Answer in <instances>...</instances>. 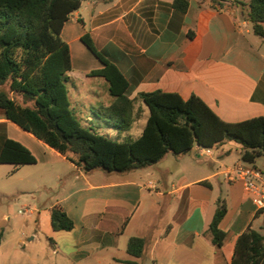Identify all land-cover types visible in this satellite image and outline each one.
<instances>
[{
	"label": "crops",
	"instance_id": "0c3cea01",
	"mask_svg": "<svg viewBox=\"0 0 264 264\" xmlns=\"http://www.w3.org/2000/svg\"><path fill=\"white\" fill-rule=\"evenodd\" d=\"M173 1L83 2L61 32L71 52L69 76L86 82L90 72L103 68L81 40L89 34L96 49L125 77V95L130 99L155 91L175 93L184 100L195 95L228 123L264 116V42L253 32L247 6L240 4L249 0H184V13L173 7ZM102 87L108 91L107 83ZM88 95L82 91L81 99L92 108L94 98H85ZM112 98L108 102L96 96L97 107L109 105ZM136 108L144 116L123 129L124 137L136 138L145 127L147 109L141 101ZM5 138L27 147L37 163L15 174L11 165L2 164L7 167H0V179L22 174L18 179L27 184L46 187L49 180L62 184L48 214L30 209L28 217L43 223L50 220L53 206L63 208L74 221L71 249L63 253L73 264H130L131 237L146 239L136 264H231L239 235L250 225L259 230L264 224V215L258 214L243 182L228 181L223 175L235 165H258L259 160L254 165L242 161L240 146L234 142L208 153L195 146L190 158L188 153L168 154L141 170L85 173L6 119L0 109V145ZM218 201L227 205L219 225L225 233L220 248L212 244L208 232ZM35 232L27 235L29 241L37 237Z\"/></svg>",
	"mask_w": 264,
	"mask_h": 264
},
{
	"label": "trees",
	"instance_id": "16d2710c",
	"mask_svg": "<svg viewBox=\"0 0 264 264\" xmlns=\"http://www.w3.org/2000/svg\"><path fill=\"white\" fill-rule=\"evenodd\" d=\"M84 1L0 0V109L6 119L85 173L141 170L161 162L168 154H187L195 146L218 149L228 142L240 146L241 159L246 163L254 165L264 157V116L228 123L195 95L184 100L175 93L155 91L130 99L125 95V77L96 49L89 34L81 40L103 65L89 76L104 78L114 100L93 107L91 113L96 120L90 124L77 122L66 86L73 70L71 52L61 32ZM240 4L247 6L253 32L264 42V0ZM172 5L180 12L187 10L184 0H174ZM137 101L148 112L145 127L136 138L124 137L123 129L144 116V111L136 108ZM36 163V157L20 142L11 138L2 141L0 164L11 165V174ZM226 213L225 201H218L208 227L217 248L224 243L225 233L219 225ZM258 214L263 212L259 210ZM50 223L54 231L74 228V221L59 205L51 208ZM145 246V238L129 239L130 264L142 257ZM231 264H264V224L259 230L250 225L239 235Z\"/></svg>",
	"mask_w": 264,
	"mask_h": 264
},
{
	"label": "rangeland",
	"instance_id": "374dc122",
	"mask_svg": "<svg viewBox=\"0 0 264 264\" xmlns=\"http://www.w3.org/2000/svg\"><path fill=\"white\" fill-rule=\"evenodd\" d=\"M87 50L94 61L100 63L94 54L89 49ZM74 55L76 54L74 53ZM75 68H78L77 64ZM70 79L66 86L70 103L76 109L73 116L77 122L86 126L85 120H94L91 116V110L98 106L96 96L105 97L108 102H111L113 98L106 91L107 89L102 87V84L106 85V81L102 77L91 76L90 81L86 82L71 77V75ZM82 91L90 94L85 98H94L92 108L86 101H82ZM83 105L87 106L86 110L82 107ZM187 157H192V151L188 152ZM35 167L39 168V166ZM256 168L264 177V157L259 159ZM17 177L22 178L24 176L19 174ZM18 178L0 179V264H73L63 254L67 248L71 249L70 231H54L49 219L45 218L43 223H40V221L30 219L28 217L30 214L19 213V210L34 209L40 210L43 215L48 214L47 208L63 191L62 184L49 180L47 186L44 187L41 183L27 184L26 181ZM32 230L33 232L36 231L37 237L29 241L27 235H31ZM53 243L60 244V248ZM55 250H58V253Z\"/></svg>",
	"mask_w": 264,
	"mask_h": 264
},
{
	"label": "built area",
	"instance_id": "2783aa9c",
	"mask_svg": "<svg viewBox=\"0 0 264 264\" xmlns=\"http://www.w3.org/2000/svg\"><path fill=\"white\" fill-rule=\"evenodd\" d=\"M202 151L205 153L209 152L207 149H202ZM223 175L228 181L241 180L244 191L251 196L258 210H261L264 214V177L260 170L255 167L235 165L227 168ZM19 213L32 214V210H19Z\"/></svg>",
	"mask_w": 264,
	"mask_h": 264
},
{
	"label": "water",
	"instance_id": "95a60500",
	"mask_svg": "<svg viewBox=\"0 0 264 264\" xmlns=\"http://www.w3.org/2000/svg\"><path fill=\"white\" fill-rule=\"evenodd\" d=\"M184 154H186V153H184Z\"/></svg>",
	"mask_w": 264,
	"mask_h": 264
}]
</instances>
